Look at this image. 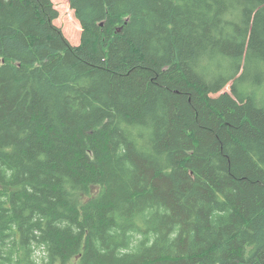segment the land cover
<instances>
[{"label":"trees","instance_id":"1","mask_svg":"<svg viewBox=\"0 0 264 264\" xmlns=\"http://www.w3.org/2000/svg\"><path fill=\"white\" fill-rule=\"evenodd\" d=\"M0 0V264H264V0Z\"/></svg>","mask_w":264,"mask_h":264},{"label":"rangeland","instance_id":"2","mask_svg":"<svg viewBox=\"0 0 264 264\" xmlns=\"http://www.w3.org/2000/svg\"><path fill=\"white\" fill-rule=\"evenodd\" d=\"M59 12L56 25L63 31L72 45H79L82 36V27L76 18L75 11L70 6V0H52Z\"/></svg>","mask_w":264,"mask_h":264}]
</instances>
